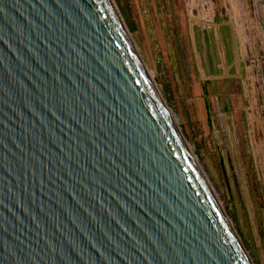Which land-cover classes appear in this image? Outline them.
I'll return each instance as SVG.
<instances>
[{
    "label": "water",
    "instance_id": "1",
    "mask_svg": "<svg viewBox=\"0 0 264 264\" xmlns=\"http://www.w3.org/2000/svg\"><path fill=\"white\" fill-rule=\"evenodd\" d=\"M186 144L112 0H0V264H252Z\"/></svg>",
    "mask_w": 264,
    "mask_h": 264
},
{
    "label": "rangeland",
    "instance_id": "2",
    "mask_svg": "<svg viewBox=\"0 0 264 264\" xmlns=\"http://www.w3.org/2000/svg\"><path fill=\"white\" fill-rule=\"evenodd\" d=\"M112 1L248 258L264 264V68L251 0Z\"/></svg>",
    "mask_w": 264,
    "mask_h": 264
},
{
    "label": "flooded vegetation",
    "instance_id": "3",
    "mask_svg": "<svg viewBox=\"0 0 264 264\" xmlns=\"http://www.w3.org/2000/svg\"><path fill=\"white\" fill-rule=\"evenodd\" d=\"M251 7L253 9V19L255 21L256 30L259 34L258 43L259 51L258 59L264 68V0H251ZM252 43V42H251ZM262 103L264 105V78L262 80Z\"/></svg>",
    "mask_w": 264,
    "mask_h": 264
},
{
    "label": "bare ground",
    "instance_id": "4",
    "mask_svg": "<svg viewBox=\"0 0 264 264\" xmlns=\"http://www.w3.org/2000/svg\"><path fill=\"white\" fill-rule=\"evenodd\" d=\"M148 76H149V74H148ZM149 78H150V76H149ZM151 79V78H150ZM170 114V113H169ZM170 116H171V114H170ZM172 118V117H171ZM172 121H173V119H172ZM173 123H174V125L176 126V124H175V122L173 121ZM177 127V126H176ZM178 128V127H177ZM186 148H187V150H188V152L190 153V155H192L193 156V159L195 160V157H194V155H193V153L190 151V149H189V147H187V145H186ZM196 162V161H195ZM210 190V189H209ZM211 192V191H210ZM212 194V193H211ZM212 196H213V194H212ZM213 198L215 199V197L213 196ZM217 202V201H216ZM218 204V203H217ZM218 206H219V204H218ZM220 207V206H219ZM221 208V207H220ZM222 210V209H221ZM230 224V223H229Z\"/></svg>",
    "mask_w": 264,
    "mask_h": 264
},
{
    "label": "trees",
    "instance_id": "5",
    "mask_svg": "<svg viewBox=\"0 0 264 264\" xmlns=\"http://www.w3.org/2000/svg\"><path fill=\"white\" fill-rule=\"evenodd\" d=\"M129 30L132 31V28L129 27Z\"/></svg>",
    "mask_w": 264,
    "mask_h": 264
}]
</instances>
